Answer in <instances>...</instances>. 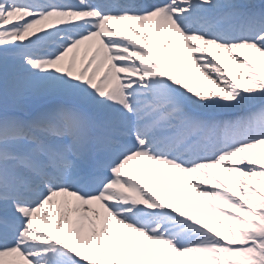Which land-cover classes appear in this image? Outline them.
Masks as SVG:
<instances>
[{
    "label": "bare ground",
    "instance_id": "obj_1",
    "mask_svg": "<svg viewBox=\"0 0 264 264\" xmlns=\"http://www.w3.org/2000/svg\"><path fill=\"white\" fill-rule=\"evenodd\" d=\"M192 1L199 8L185 9L184 0H174L168 9L136 20L114 37L115 44L125 43L128 36L139 41L136 47L146 58H137V68L138 64L117 63L126 50L108 46L101 36H110L109 29L99 23H91L93 32L79 40L62 36L67 32L62 30L48 40L62 37L58 51L46 58L24 59L16 47L24 50L40 35L53 36L58 29H47V20L42 19L46 12L37 11L40 8L0 0V120L13 115L29 121L36 115L51 119L56 106L69 108L75 123L63 128L69 139L56 140L59 152L70 139L85 140V120L78 112L93 114L105 124L102 138L117 141L118 133L138 131L125 141L124 153L118 146L100 147L102 167L96 178L85 157L66 172L69 181H81L62 202L65 205L59 200L49 210L23 209L0 201V208L28 216L33 229L43 228L40 238L50 248L28 252L31 262L8 241L0 247V264H42L41 257L62 250L61 240L73 256L48 257L49 264L69 260L78 264L76 258L92 264L255 263L253 258L264 248V130L252 113L264 105V39L257 44L236 43L225 28L236 24L238 17L224 19L212 34L198 31L205 17L215 12V20L235 7ZM71 14L63 16L67 29L68 23L82 21L71 20ZM181 16L195 26L188 29ZM25 19L33 21L22 25ZM139 72L151 75L154 88L141 91L138 84L130 86L133 97L141 100L134 106L124 74L140 80ZM255 74L254 81L261 86L253 88L248 79ZM20 107L32 109L20 111ZM237 120L239 125L230 129ZM228 137L233 145L224 147L218 139ZM202 138L208 139L206 146L199 141ZM159 141H164L162 146L152 149L150 143ZM177 144L181 150L193 147L212 153L202 164L193 154L179 162L167 154ZM18 146L47 160L32 143L11 140L10 148ZM3 155L0 152V164L8 173L27 171L21 156ZM217 177L225 182L210 184ZM178 225L180 236L165 239L166 228ZM22 233L29 231L23 228Z\"/></svg>",
    "mask_w": 264,
    "mask_h": 264
},
{
    "label": "rangeland",
    "instance_id": "obj_2",
    "mask_svg": "<svg viewBox=\"0 0 264 264\" xmlns=\"http://www.w3.org/2000/svg\"><path fill=\"white\" fill-rule=\"evenodd\" d=\"M255 76H256V74L254 75L253 79H250V78L248 79V84H251L250 87H253V88H254L255 86H256V87H260V86H261V83H259L258 81H257V82L254 81V80H257ZM251 78H252V77H251ZM259 80H260V79H259ZM224 182H225V180H224ZM258 262H259L258 264H264L262 261H259V260H258Z\"/></svg>",
    "mask_w": 264,
    "mask_h": 264
}]
</instances>
